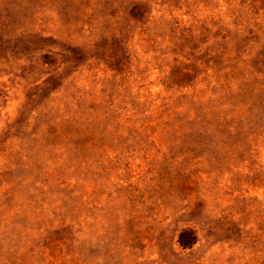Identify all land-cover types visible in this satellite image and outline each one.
<instances>
[{
	"label": "rangeland",
	"instance_id": "374dc122",
	"mask_svg": "<svg viewBox=\"0 0 264 264\" xmlns=\"http://www.w3.org/2000/svg\"><path fill=\"white\" fill-rule=\"evenodd\" d=\"M0 264H264V0H0Z\"/></svg>",
	"mask_w": 264,
	"mask_h": 264
}]
</instances>
